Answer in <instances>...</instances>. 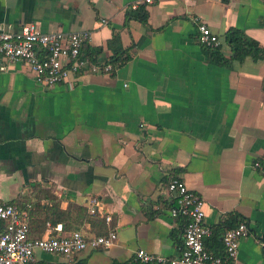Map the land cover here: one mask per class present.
Returning <instances> with one entry per match:
<instances>
[{
	"label": "crops",
	"instance_id": "obj_1",
	"mask_svg": "<svg viewBox=\"0 0 264 264\" xmlns=\"http://www.w3.org/2000/svg\"><path fill=\"white\" fill-rule=\"evenodd\" d=\"M139 7L146 24L131 16ZM195 20L218 36L226 57L230 28L264 47V0H0V25L90 35L85 66L52 89L23 62L0 73V204L20 207L38 184L63 211L77 205L93 215L95 199L102 220L66 228L43 225L38 215L29 218L31 238L116 233L111 247L79 252L82 264H140V249L176 258L184 222L170 217L165 185L179 176L202 198L210 229L235 214L249 225L238 264H264V175L254 167L264 160V61L208 63ZM121 50L131 55L124 65L91 71ZM34 257L68 262L41 251Z\"/></svg>",
	"mask_w": 264,
	"mask_h": 264
},
{
	"label": "built area",
	"instance_id": "obj_2",
	"mask_svg": "<svg viewBox=\"0 0 264 264\" xmlns=\"http://www.w3.org/2000/svg\"><path fill=\"white\" fill-rule=\"evenodd\" d=\"M152 3V0H144ZM199 45L218 47L220 40L210 29L195 20ZM85 31L44 33L35 25L24 24L19 29L0 25V73L12 63H26L35 76V82L42 88L52 89L74 76L87 63L81 58L84 45L89 40ZM111 64L92 65L91 71L112 72ZM254 167L264 175L260 162ZM165 195L170 203L172 219H183V247L178 257L167 259L142 249L136 252L140 264H238L240 240L248 236L250 227L246 222L234 228H227L221 235L223 256H215L205 247L211 229L206 225L204 202L201 197L187 188L179 176H172L165 185ZM90 212L96 214L97 201L89 202ZM30 208L29 205H26ZM111 221L109 216L105 217ZM117 240L115 232L106 235L86 236L72 231L65 236H47L33 239L29 236V214L15 204H0V264H37L35 251L58 254L68 258L66 264H82L75 256L86 249H107Z\"/></svg>",
	"mask_w": 264,
	"mask_h": 264
},
{
	"label": "trees",
	"instance_id": "obj_3",
	"mask_svg": "<svg viewBox=\"0 0 264 264\" xmlns=\"http://www.w3.org/2000/svg\"><path fill=\"white\" fill-rule=\"evenodd\" d=\"M131 16L142 24L147 23V12L144 7H139L131 13ZM224 42L230 49L229 57L223 54L221 45L218 47H208L198 44L208 63L219 67H230L234 62L241 63L246 58H251L255 62L264 61V47L256 40L248 37L240 29L230 28L224 34ZM96 54V51L88 49V53L85 57L88 58L90 63H96ZM130 59L131 55L129 54V50H121L116 52L107 63L111 64L113 67H120ZM260 164L264 168V160H262ZM167 182L168 181H166V183ZM33 190L35 192L32 198L33 200L25 204L23 202L20 206L22 209H27L30 220L40 215L42 216L43 225L49 222L52 226L57 223L65 224L66 228H71L72 226L78 227L82 223H89L92 227L97 225L102 226V220H97L98 217L96 214L91 215L88 213L87 209L77 205H70L66 210H60L59 200L52 191L42 189L38 184L34 185ZM44 200L50 205L42 203ZM26 205H29L30 208H27ZM182 221L184 222V220ZM241 222L246 221L236 214L228 215L227 219L220 221L215 229H211L210 237L205 240L206 249L215 256H223V247L220 239L222 233L225 229L234 228Z\"/></svg>",
	"mask_w": 264,
	"mask_h": 264
},
{
	"label": "water",
	"instance_id": "obj_4",
	"mask_svg": "<svg viewBox=\"0 0 264 264\" xmlns=\"http://www.w3.org/2000/svg\"><path fill=\"white\" fill-rule=\"evenodd\" d=\"M261 239H262V243H264V234L262 235V238Z\"/></svg>",
	"mask_w": 264,
	"mask_h": 264
}]
</instances>
